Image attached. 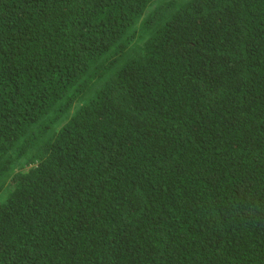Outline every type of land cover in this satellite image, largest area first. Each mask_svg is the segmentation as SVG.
<instances>
[{"label": "trees", "instance_id": "16d2710c", "mask_svg": "<svg viewBox=\"0 0 264 264\" xmlns=\"http://www.w3.org/2000/svg\"><path fill=\"white\" fill-rule=\"evenodd\" d=\"M0 264H264V0H0Z\"/></svg>", "mask_w": 264, "mask_h": 264}]
</instances>
